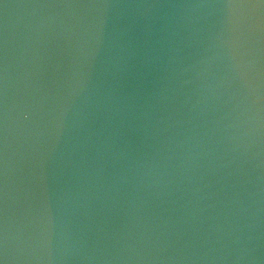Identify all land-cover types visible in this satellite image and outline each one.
I'll return each instance as SVG.
<instances>
[{"label": "water", "instance_id": "water-1", "mask_svg": "<svg viewBox=\"0 0 264 264\" xmlns=\"http://www.w3.org/2000/svg\"><path fill=\"white\" fill-rule=\"evenodd\" d=\"M264 107L261 0H0V131Z\"/></svg>", "mask_w": 264, "mask_h": 264}, {"label": "snow or ice", "instance_id": "snow-or-ice-1", "mask_svg": "<svg viewBox=\"0 0 264 264\" xmlns=\"http://www.w3.org/2000/svg\"><path fill=\"white\" fill-rule=\"evenodd\" d=\"M261 3H264V0H261ZM0 264H4L3 260H0Z\"/></svg>", "mask_w": 264, "mask_h": 264}]
</instances>
